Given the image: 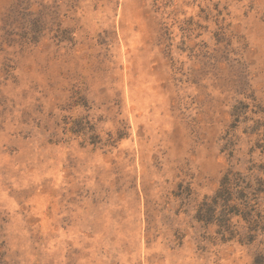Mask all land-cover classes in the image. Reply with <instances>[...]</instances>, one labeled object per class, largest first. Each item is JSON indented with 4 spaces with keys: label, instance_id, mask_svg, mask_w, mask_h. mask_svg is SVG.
<instances>
[{
    "label": "rangeland",
    "instance_id": "obj_1",
    "mask_svg": "<svg viewBox=\"0 0 264 264\" xmlns=\"http://www.w3.org/2000/svg\"><path fill=\"white\" fill-rule=\"evenodd\" d=\"M237 172L264 0H0V264H253L264 233L196 219Z\"/></svg>",
    "mask_w": 264,
    "mask_h": 264
},
{
    "label": "trees",
    "instance_id": "obj_2",
    "mask_svg": "<svg viewBox=\"0 0 264 264\" xmlns=\"http://www.w3.org/2000/svg\"><path fill=\"white\" fill-rule=\"evenodd\" d=\"M246 179L247 176L240 172L228 173L214 195L206 197L199 206L197 221L205 225L215 222L233 236L230 225L236 218L237 222L243 221L247 228L240 241H255L258 235L264 233V215L259 202L260 194L264 192V180L254 178L250 182ZM253 264H264V257L256 256Z\"/></svg>",
    "mask_w": 264,
    "mask_h": 264
}]
</instances>
